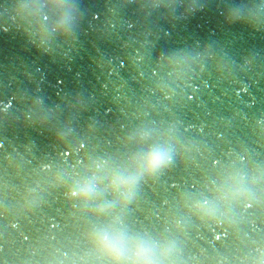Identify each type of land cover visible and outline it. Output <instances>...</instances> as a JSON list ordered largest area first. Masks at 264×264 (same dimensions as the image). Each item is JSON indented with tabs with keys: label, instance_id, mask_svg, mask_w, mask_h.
<instances>
[{
	"label": "water",
	"instance_id": "95a60500",
	"mask_svg": "<svg viewBox=\"0 0 264 264\" xmlns=\"http://www.w3.org/2000/svg\"><path fill=\"white\" fill-rule=\"evenodd\" d=\"M26 2L0 0V264H95L88 235L111 217L68 185L162 140L172 161L114 210L123 226L173 242L175 264H264V0H73V37L46 50L15 15ZM230 10L256 25L227 23ZM175 52L188 63L170 67ZM138 130L148 140H130ZM227 173L247 194L192 213L185 199L214 200Z\"/></svg>",
	"mask_w": 264,
	"mask_h": 264
},
{
	"label": "clouds",
	"instance_id": "9594fccd",
	"mask_svg": "<svg viewBox=\"0 0 264 264\" xmlns=\"http://www.w3.org/2000/svg\"><path fill=\"white\" fill-rule=\"evenodd\" d=\"M164 6L172 7L171 0ZM196 7L193 0L187 11L193 12ZM41 8L49 9L53 17L48 25L40 24L37 20ZM14 12L21 21L32 28L30 36L42 50H46V45L54 37H73L77 23V5L73 0H28L17 5ZM225 21L229 24L245 22L255 26L257 18L252 13L245 17L239 10H230L225 16ZM166 60L172 68L181 63H188V57L181 52L172 53ZM149 135L146 131L138 130L129 139L143 143L148 140ZM173 151L172 143L162 140L133 153L121 164L109 165L107 161H93L89 174L71 180L67 189L70 199L90 208L96 216L111 217L109 223L94 228L88 235L95 264H175L173 242L130 233L123 226L121 217L114 212L132 201L143 180L171 163ZM259 178L257 173L251 177L250 182L256 183ZM54 180L62 182L63 176L58 175ZM248 188L249 185L245 184L238 174L227 173L222 184L215 190L214 200L187 197L185 203L192 213L211 218L217 214L219 208H226L246 195ZM105 194L113 198L100 202Z\"/></svg>",
	"mask_w": 264,
	"mask_h": 264
}]
</instances>
